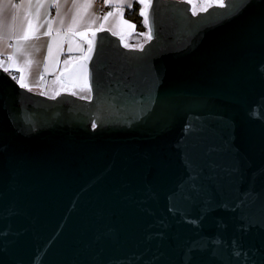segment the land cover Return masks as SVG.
<instances>
[{
	"label": "water",
	"instance_id": "1",
	"mask_svg": "<svg viewBox=\"0 0 264 264\" xmlns=\"http://www.w3.org/2000/svg\"><path fill=\"white\" fill-rule=\"evenodd\" d=\"M143 17L59 73L87 97L0 67V264H264V0Z\"/></svg>",
	"mask_w": 264,
	"mask_h": 264
},
{
	"label": "crops",
	"instance_id": "2",
	"mask_svg": "<svg viewBox=\"0 0 264 264\" xmlns=\"http://www.w3.org/2000/svg\"><path fill=\"white\" fill-rule=\"evenodd\" d=\"M188 1L198 11L222 0ZM106 3L109 10L98 12L94 0H0V67L9 69L20 84L23 77L28 89L38 92L51 85L56 92L60 88L55 80L62 82L59 73L83 56L92 31L107 29L125 39L126 46L148 39L127 15L135 3L143 14L147 0ZM133 39L139 44H132Z\"/></svg>",
	"mask_w": 264,
	"mask_h": 264
},
{
	"label": "rangeland",
	"instance_id": "3",
	"mask_svg": "<svg viewBox=\"0 0 264 264\" xmlns=\"http://www.w3.org/2000/svg\"><path fill=\"white\" fill-rule=\"evenodd\" d=\"M139 34H140V36H143V34L144 35L148 34V30L146 29L144 31H141V32H139ZM135 40H138V39H135ZM135 40L132 42V44H136V45L139 44V42H137ZM121 42L124 45L128 43L125 39L121 40ZM134 47H137V46H134ZM55 81H56V83L59 86L58 88H60V89H58V91L53 92L52 89L50 90L51 85H49L47 90H41V91H38V92H40V93H42L44 95H47V96H54L58 92H62V91L71 92V93H73L75 95H78V96H81V97H87L89 95V91L86 88H79V87H76V86H73V85L65 84L63 82H60L59 80H55Z\"/></svg>",
	"mask_w": 264,
	"mask_h": 264
},
{
	"label": "trees",
	"instance_id": "4",
	"mask_svg": "<svg viewBox=\"0 0 264 264\" xmlns=\"http://www.w3.org/2000/svg\"><path fill=\"white\" fill-rule=\"evenodd\" d=\"M139 5L135 3V5L131 9H127V15L130 16L136 23L137 31L146 30V24L144 22V18L142 12L139 10Z\"/></svg>",
	"mask_w": 264,
	"mask_h": 264
},
{
	"label": "built area",
	"instance_id": "5",
	"mask_svg": "<svg viewBox=\"0 0 264 264\" xmlns=\"http://www.w3.org/2000/svg\"><path fill=\"white\" fill-rule=\"evenodd\" d=\"M95 8L98 12H106L109 10V5L106 3V0H94Z\"/></svg>",
	"mask_w": 264,
	"mask_h": 264
},
{
	"label": "snow or ice",
	"instance_id": "6",
	"mask_svg": "<svg viewBox=\"0 0 264 264\" xmlns=\"http://www.w3.org/2000/svg\"><path fill=\"white\" fill-rule=\"evenodd\" d=\"M15 7V5H13ZM195 7V6H194ZM109 15H111V13H109ZM143 15V14H142ZM130 27H134L133 25H130ZM150 38V37H149ZM50 51V49H49ZM89 51H91V48H89ZM5 71H9V69H5ZM15 78V77H14ZM20 82H21V86H24L23 85V77H20Z\"/></svg>",
	"mask_w": 264,
	"mask_h": 264
}]
</instances>
